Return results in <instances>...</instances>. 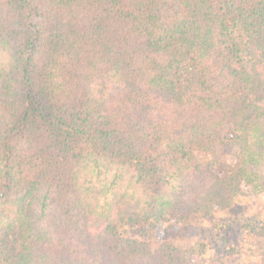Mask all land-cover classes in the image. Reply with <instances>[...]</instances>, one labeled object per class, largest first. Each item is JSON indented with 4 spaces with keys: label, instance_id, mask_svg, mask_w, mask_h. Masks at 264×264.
<instances>
[{
    "label": "trees",
    "instance_id": "1",
    "mask_svg": "<svg viewBox=\"0 0 264 264\" xmlns=\"http://www.w3.org/2000/svg\"><path fill=\"white\" fill-rule=\"evenodd\" d=\"M260 192L264 0H0V264H201Z\"/></svg>",
    "mask_w": 264,
    "mask_h": 264
},
{
    "label": "rangeland",
    "instance_id": "2",
    "mask_svg": "<svg viewBox=\"0 0 264 264\" xmlns=\"http://www.w3.org/2000/svg\"><path fill=\"white\" fill-rule=\"evenodd\" d=\"M260 207H264V192L251 196L249 202H239L236 207L232 209L216 210L211 217L199 222L198 224L201 231L204 233V237L185 236L179 234V229H172L164 237L161 232L159 240L162 241L165 238L186 248L192 246L196 241L203 242V244H205V251L202 255L194 256V258L201 262V264H214L213 259L215 258L216 247L213 245V240L220 229L226 224L232 223H236V225L239 226V222H241L242 218L254 214ZM259 245L258 241L245 242V245L241 247L243 250L242 253L228 257L226 262L230 264H263L259 253L261 252ZM249 250L250 253L248 252Z\"/></svg>",
    "mask_w": 264,
    "mask_h": 264
}]
</instances>
